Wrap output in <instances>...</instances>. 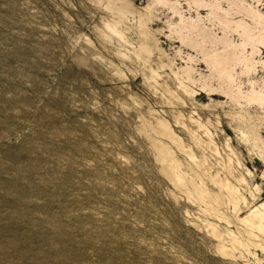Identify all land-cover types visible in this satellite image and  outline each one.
I'll use <instances>...</instances> for the list:
<instances>
[{"label":"rangeland","instance_id":"rangeland-1","mask_svg":"<svg viewBox=\"0 0 264 264\" xmlns=\"http://www.w3.org/2000/svg\"><path fill=\"white\" fill-rule=\"evenodd\" d=\"M262 203L264 0H0V264H264Z\"/></svg>","mask_w":264,"mask_h":264},{"label":"bare ground","instance_id":"bare-ground-1","mask_svg":"<svg viewBox=\"0 0 264 264\" xmlns=\"http://www.w3.org/2000/svg\"><path fill=\"white\" fill-rule=\"evenodd\" d=\"M217 96V95H216ZM262 207H264V203H262V205H261Z\"/></svg>","mask_w":264,"mask_h":264}]
</instances>
